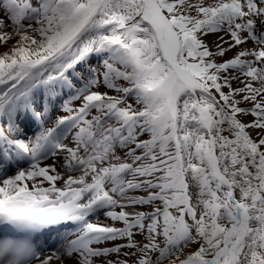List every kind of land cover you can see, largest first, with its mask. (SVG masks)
<instances>
[{
	"label": "snow or ice",
	"instance_id": "1",
	"mask_svg": "<svg viewBox=\"0 0 264 264\" xmlns=\"http://www.w3.org/2000/svg\"><path fill=\"white\" fill-rule=\"evenodd\" d=\"M0 264H264V0H0Z\"/></svg>",
	"mask_w": 264,
	"mask_h": 264
}]
</instances>
